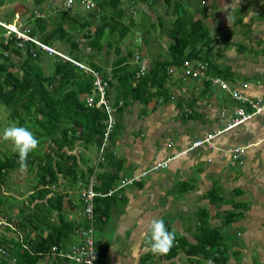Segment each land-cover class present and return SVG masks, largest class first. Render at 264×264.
Wrapping results in <instances>:
<instances>
[{
    "label": "trees",
    "instance_id": "obj_1",
    "mask_svg": "<svg viewBox=\"0 0 264 264\" xmlns=\"http://www.w3.org/2000/svg\"><path fill=\"white\" fill-rule=\"evenodd\" d=\"M4 1L0 0V3ZM138 2L148 8L156 4L163 5V13L158 15L159 26L143 20H140L141 27L137 25L139 23L134 16L137 17L140 12L145 14L142 8L136 7ZM188 2L189 0H99L100 8L86 14L85 26H70L73 17L62 10L51 29L45 30V20L40 17H34L35 24L27 28L29 35L37 36L47 44L60 39L68 40V53L75 60H80V53L88 47V52L84 53L86 66L97 72L106 83L105 92L108 97L109 89L112 88L110 103L115 106L114 123L107 133L100 155L107 114L102 107H87L84 102L85 95L93 87V74L62 58L52 56L48 59L49 56H43L29 41L17 46L19 39L12 33L8 38L0 36V104L8 110L5 128L10 125L25 126L40 141L38 149L29 154L26 167L21 168L18 154L13 151L11 143L0 140V144L6 146L0 150V264H39V260L44 257L45 264H84L65 254L71 246L81 244L82 232L88 230L91 231L96 252L93 264H104L105 245L96 244L94 238L97 227L108 215L109 206L117 194L115 192L121 187L106 194L116 188L117 185L114 187L113 184L117 176L104 170L98 171L97 167L107 163L105 158L110 154L106 152V144L120 127L115 120V113H120L130 101L139 102L143 106L152 99L168 101L169 93L164 84L171 75L167 73V69L169 66L178 67L185 59H197L207 65L208 74L219 76L229 83L233 81V74L228 68H222L213 62L212 39L202 21L192 19L186 10ZM195 3L198 4V1ZM124 4L125 7L122 6ZM97 15L98 23L88 26L89 19ZM165 16L169 23L161 26ZM65 21L67 29L63 25ZM237 22L239 19L234 21ZM138 27L142 28L141 43L131 49L126 40L136 34ZM83 28H86V33H82L79 39H71L75 31ZM156 28L167 43L166 46H161L164 52L157 53L152 59L148 57L149 63L143 75H137L139 70L132 62V57L135 52L146 57V52L140 48L142 44L149 42V36ZM0 29L1 33L5 31L2 27ZM104 33L106 37L103 36ZM224 44L227 45V42ZM103 47L106 48V54L111 51L114 53L108 72L106 65L93 60L94 56L101 55ZM237 48L240 52L247 49L243 44L237 45ZM15 64L19 74L10 69ZM47 65H50L49 68ZM208 89V83L204 82L200 90L201 97H205ZM209 95L211 93L207 97ZM197 99L199 98L191 96L185 103L189 110L183 111V115L192 114L191 107ZM177 106H180V102ZM79 142L83 144V152H88L89 146L97 150L94 164H88L90 156L87 160L83 159L85 163L81 162ZM20 169L25 172L27 182L14 180V174ZM92 173L96 182L94 189L100 194L92 199L90 217L85 215L81 207L78 192L79 214L69 217L67 209L74 203L71 202V197H66V189L74 188L76 183L79 190ZM134 182L137 181L132 183ZM15 184L23 185L21 193L25 191V197L17 212L13 213L16 206L13 195L8 193L15 191L19 194L16 186L12 187ZM61 185L62 188H59ZM162 219L166 228L175 233L176 239L171 250L167 254H156L158 257L171 258L182 252L187 258L185 264H208L207 261L209 264H232L228 261V247L218 226H210L204 218L198 219L193 234L195 240L189 242L184 236L177 234L167 218ZM230 221L224 218L223 223ZM152 256L153 253L148 251L146 258L150 259Z\"/></svg>",
    "mask_w": 264,
    "mask_h": 264
},
{
    "label": "crops",
    "instance_id": "obj_2",
    "mask_svg": "<svg viewBox=\"0 0 264 264\" xmlns=\"http://www.w3.org/2000/svg\"><path fill=\"white\" fill-rule=\"evenodd\" d=\"M225 2L228 3H225L224 8L233 6L235 12L250 7L248 13L251 15V21L247 25L261 29V34L257 36L258 40H254V48H250L248 54L237 56L244 59L242 62L245 69L235 70L224 63L222 68H228L233 74L230 85L239 87L238 85L245 82L246 87L241 88L244 94L264 98V0ZM125 4L122 6L125 7ZM136 7L142 8L144 15H147L144 22L155 23L153 7H150L153 14L148 11V6L141 2H138ZM126 8L129 9L128 6ZM62 10L70 17H81L80 20L77 18L81 24L87 17L86 14L92 12L83 9L79 4L65 9L62 0H5L0 3V22L26 31L29 26L35 24L34 17H40L45 20L44 25L49 27L51 21L57 20L56 17H59L58 13ZM35 12H38L39 16H36ZM89 20L88 26H95L99 16ZM66 23L67 21L63 22V25L66 26ZM105 49L103 47V50ZM145 56L149 63L147 53ZM109 67L108 65V69ZM173 75L164 84L169 93L168 101H162L161 98L152 99L145 106L130 101L120 113H115V120L120 127L106 144V152L110 154L108 159L105 158L107 163L97 167L98 171L116 174L114 187L118 185L120 178L130 177L169 157L171 159L165 167L151 170L136 183L126 184L115 192L117 194L109 206L108 215L97 227L94 238L96 244L105 245L104 264H155L146 258L148 245L144 227L148 220L154 218H167L177 234L193 242L199 217L210 223L208 217L212 215L217 218L221 212L225 213L224 218L232 221L227 224L240 225L246 230H260L262 238L260 237V242L258 238L255 239L256 251L262 241L264 244V116H252L223 130L233 116L231 108L238 103L222 91L209 92L211 95L204 99L200 93L195 95L199 99L191 107L192 114L185 116L182 113L185 111L183 107L187 106L185 103L191 96L194 97L193 91L188 89L189 84L180 82L177 75ZM199 85L193 81V88L196 87L194 89L198 90ZM112 92L110 88V100ZM174 92H178L175 93L177 96L179 93L181 96L188 93L186 100L173 99ZM220 93L223 96L219 95ZM217 94L221 98H217ZM179 102L180 106H177ZM221 110L223 114L220 113ZM216 131L220 132L210 138L209 146L203 144L180 154L193 140L202 139ZM228 146H245L241 164L231 167L226 163L229 153L225 149ZM92 159L88 164H94L93 156ZM59 188H62V185ZM66 190V197H71L70 200L74 203L67 209L68 216H76L80 208L74 199L76 183L74 188ZM189 215L195 217V222H186L193 219H187ZM221 229L220 226L223 238ZM231 235L233 234H228L229 237ZM241 236L232 237L239 239ZM175 256L156 258L164 264ZM250 262L257 264L256 260L250 259Z\"/></svg>",
    "mask_w": 264,
    "mask_h": 264
},
{
    "label": "rangeland",
    "instance_id": "obj_3",
    "mask_svg": "<svg viewBox=\"0 0 264 264\" xmlns=\"http://www.w3.org/2000/svg\"><path fill=\"white\" fill-rule=\"evenodd\" d=\"M183 1V0H181ZM198 1V4H196L195 2ZM224 1V2H222ZM225 0H189L188 4L186 5V10L191 14L192 19L198 18L203 22V25L207 28L209 35L212 39L211 45H212V50H211V54L213 56V62L219 66H223L222 63L228 65L229 67H231L232 69H245V65L242 62V59H239L237 56L243 54H248V52L250 51L249 49L254 48V40H256L259 34H261V29L259 30V28L256 27H252V26H248V22H250L251 20V15L250 13H248V11L250 10V7H247L244 11H240V12H235L234 7L230 6L227 9L224 8L225 6ZM163 5L160 4H156L153 7V10H155V14H154V22H155V26H159L158 25V15H162L163 13V8L161 7ZM150 8L148 9V11L152 13V11ZM101 13V12H100ZM150 16V15H149ZM145 17L147 18V15H143L140 14L136 17L135 16V20L136 18H138V20H136L139 24H137L138 26L141 27V21L140 20H145ZM152 17V16H151ZM167 16L163 17V21L161 26H167L169 23V20L166 19ZM169 17V16H168ZM57 20L59 17H56ZM77 18H80L78 15H76L70 26H82L84 25V21L81 24V21H78ZM239 19V22L234 23L235 20ZM57 20H53L51 21V26L50 29L55 26ZM149 23V22H148ZM254 25V24H253ZM2 28H5L3 26H0ZM46 29L48 30L49 27L45 26ZM68 26H65V28L67 29ZM7 28L9 29H13L16 28V26H7ZM2 30V29H0ZM142 30V28L137 29L136 34L132 37L126 40V43L129 42V46L131 47V49L136 48L135 46L141 43V40L139 38L140 35V31ZM82 33H86V28H83L80 31H75L74 34H72L71 39L76 40L79 39V37L81 36ZM152 34H154L152 36ZM151 34V39L149 40V42L143 47L141 46V51H144L147 53V56H149V58H154L155 55L157 53H161L164 52V48H162V44L164 46H166V42H164V38L162 37V34H160L158 28L155 29V31ZM263 34V33H262ZM0 36L4 37V38H8L10 35H7V32L5 31V33H1ZM104 37H106V34H103ZM36 39H39L37 36L35 37ZM258 40V39H257ZM264 40V39H263ZM128 41V42H127ZM124 42V41H123ZM227 42V45H225L224 43ZM239 44H243L247 49L244 50V52H240L237 48V45ZM52 49L56 50L59 53H62L63 55H65L66 57H69V53L68 50L70 48L69 46V41L65 40V39H60V40H55L54 42H52L51 44H48ZM80 46V45H79ZM81 47V46H80ZM264 47V46H263ZM23 49V48H22ZM88 49H83V53H80V60H77V62L81 63L83 66L86 65V61H85V57H84V53H87ZM44 53V50H43ZM46 54V53H45ZM52 55H56L58 56V58H62V56L58 55L57 53H50ZM100 56L93 58L94 61L98 62L100 65L105 66L106 71L108 72V65L109 62L112 60L114 53L111 51L109 52V54H106L104 52V50L102 49V51L100 50ZM47 56V54H46ZM52 56H49L48 59H51ZM132 61H133V57H132ZM50 65H47V68H49ZM15 74H19V70H18V66L15 64L10 68ZM179 73V69L177 68L175 73L176 75H178ZM174 76V75H173ZM184 83L189 84L188 89L190 91H193V95H197L200 93V89L203 88L202 85L198 86V90L193 88V81L189 80L186 81ZM192 86V87H191ZM236 86V85H235ZM239 86V85H238ZM246 87V83L244 82V86L242 88ZM240 88V91L242 92V94L246 97H249L248 95L243 93V89H241V86L237 87ZM184 90V88H183ZM179 91L181 92L180 88ZM172 92V91H171ZM223 94H228L227 92L223 91ZM178 94V92H174L173 93V99H178V98H183L184 101L187 98L188 93H185V96H181L180 93L177 96L176 94ZM219 93V92H216ZM222 93H220L219 95H221ZM223 96V95H221ZM230 96V95H229ZM228 97V96H226ZM250 97H259V96H250ZM204 99V97H202ZM217 98H221L218 97L217 94ZM260 98H262L264 100L263 97L260 96ZM185 108L184 110H189L187 108V106L183 107ZM7 109L6 107H4L3 105L0 104V135H2V132L5 128V123H8L7 120ZM262 111H264V105H263V109ZM264 114V112H263ZM256 115H261V114H256ZM242 123V122H241ZM240 124V123H239ZM238 125V124H237ZM227 128H224L223 130H226ZM220 131H216L213 134H209L205 137L202 138V140H204L203 142H201L198 146H195L193 148H190L191 150L196 148V147H200L203 146V144L209 146V140L210 138H212L215 134L219 133ZM1 140V139H0ZM4 147H6L5 145H2V143L0 144V150L3 149ZM229 147V146H228ZM225 149V151H227V148ZM9 148V147H8ZM88 152H83V144L82 142H79V153H80V158H81V162L85 163L87 160V158H91L92 160V156L95 157V155L97 154V150L94 149V147L89 146L88 147ZM186 149V148H185ZM183 149L180 154H183L186 152V150ZM189 150V149H188ZM187 150V151H188ZM229 152V151H227ZM227 154V153H226ZM230 154V153H229ZM224 155V154H223ZM228 157L226 160L229 166L233 167V166H237L238 164H240L241 162H243V156H241V162L239 160L237 161H232L230 160V155L226 156ZM171 159V158H170ZM169 159V160H170ZM90 160V161H91ZM89 161V163H90ZM92 164V163H91ZM149 173V172H148ZM25 172L23 171V169H20V171H17V173L14 174L13 178L16 181H20V183H24L27 182L26 178H25ZM25 179V180H24ZM121 179V178H120ZM119 179V180H120ZM17 188L19 194H17L15 191H10L8 194L13 195V201L15 203L16 208H14L12 210L13 213L17 212V209L20 208V204L23 202L24 197H25V191L23 192V194L21 193L22 189H23V185H19L17 186L12 185V187ZM195 191V190H194ZM10 195V196H11ZM77 194H74V199L75 202L78 203L77 199H76ZM31 205V203H30ZM70 208V207H69ZM28 211V209H27ZM224 214L225 213H219L217 218H214L212 215L211 217H208V221L210 223H208L210 226H220L222 227L221 232L224 235L223 240L226 244V246L228 247V261L231 262L232 264H250V259L252 260H256L257 264H264V255H263V251H264V244H262V242L260 243V246H258V249L256 251V245H255V239L258 238V242L261 241L260 237H261V233L260 230L258 229H245V227H241L240 225H233V224H224ZM188 218H193L190 221L186 222H190L193 223L195 222V217L192 215H189L187 217ZM207 221V220H206ZM238 221V220H236ZM244 221V220H243ZM232 222V221H231ZM25 231H28L27 229ZM258 232V233H257ZM228 234H233L232 236L235 235H242L243 237H247V238H239L237 239V237H229ZM262 238V237H261ZM73 240L75 241V238L73 237ZM53 255V254H52ZM152 255V254H151ZM154 256H152L150 258V260L152 261V263H159L161 260L157 259L156 254H153ZM40 262H38L39 264H45L46 262V257H44L42 260H39ZM187 261L186 255L182 252H179L174 258L170 259L169 262H166L164 264H170L171 262H173V264H185ZM208 264L210 263L209 261H207ZM161 264V262H160Z\"/></svg>",
    "mask_w": 264,
    "mask_h": 264
},
{
    "label": "built area",
    "instance_id": "obj_4",
    "mask_svg": "<svg viewBox=\"0 0 264 264\" xmlns=\"http://www.w3.org/2000/svg\"><path fill=\"white\" fill-rule=\"evenodd\" d=\"M98 0H62V5L65 9H68L72 7L75 4H79L83 9L90 10L94 8H98L97 6ZM36 16H39L38 12H35ZM7 27V26H5ZM13 32L16 39H19L17 42V46H22L23 42L31 41L34 44H36L38 47H40L42 50H44L47 54L50 53H57L58 55L62 56L63 59L68 60L72 62L74 65L85 69L86 71H90L93 76V87L90 91V93H87L85 95L84 102L87 107L92 106H100L102 109L105 110L107 114V126H106V132L103 137V143L102 146L99 149V155L103 151V146L107 140V133L111 130V127L114 123V111L115 106L111 105L109 97L106 95L105 87L106 83L101 79L100 75L95 72L94 70H91L88 67L83 66L81 63L77 62L76 60L66 57L62 53L57 52L56 50L52 49L50 46L41 43L39 40H37L35 37H31L28 34L24 33L23 31H19L15 28L13 29H7V33ZM135 61L139 64V71L137 75H142L145 70V60L141 58L138 54L134 57ZM179 69L178 78L180 82H186V81H194L196 83H199L200 85H203L204 82H207L209 85V92H218V91H225L227 92L230 97L238 102L237 105L233 106L231 108L232 118L230 121H228L224 128H231L232 126H235L252 116H255L256 114H261V116H264L262 109L264 105V100L260 97H246L242 94L240 91V88L237 87H231L227 84L225 80L218 76H212L208 74V68L207 65L199 60H193V59H185L182 61V63L178 66H169L167 69L168 74L173 75L176 71V69ZM241 88L244 86V84L240 85ZM196 88V87H194ZM207 94H204L205 97H207ZM121 103L120 101L118 102ZM221 114H223V110L220 111ZM204 140L202 139H195L191 142L189 146L186 147V151L190 148H193L195 146H198L201 142ZM230 160L237 161L241 160V156L245 152V146H229L227 148ZM171 157L167 158L164 161L156 162L152 164L147 169L141 170L137 174H133L130 177L124 178L121 180V182L116 186V188L109 190L106 194H111L116 189L122 187L123 185L132 183L133 181L140 180L146 173H148L151 170L158 169L165 167ZM95 178L94 174L92 173L90 176L87 177L86 181L82 183L81 188H79L78 196L82 203L81 207L83 208V211L85 212V215L87 217H90V212L92 208V199L96 195L100 194L98 191L94 189L95 185ZM90 230L83 231L82 235V242L79 245H73L71 246L69 252H67L65 255L71 258H74V260L78 263L83 262L84 264H93V261L96 258V252L93 248V238L90 234Z\"/></svg>",
    "mask_w": 264,
    "mask_h": 264
},
{
    "label": "clouds",
    "instance_id": "obj_5",
    "mask_svg": "<svg viewBox=\"0 0 264 264\" xmlns=\"http://www.w3.org/2000/svg\"><path fill=\"white\" fill-rule=\"evenodd\" d=\"M98 1H97V6H98V8H100L98 5ZM98 8L90 9L89 11L97 10ZM0 26H3V27L10 26V24H7L5 22H0ZM7 29H8L7 27L4 28L5 31H7ZM15 29H17L19 31H23L24 33L28 34L26 31L20 30L17 27ZM5 31H4V33H5ZM11 33L14 34L13 32L10 31L9 33H7V35H9ZM29 36H31V35H29ZM31 37H36V36H31ZM139 38L141 40V35H139ZM37 40H39L43 44L48 45L47 43L42 42L40 39H37ZM29 42H31V41H29ZM31 43H33V42H31ZM34 45L38 48V50H40V52L42 54H44L46 56L47 53L45 51L43 53V50L40 47H38L36 44H34ZM136 54H138L141 58H143L145 60V69H146V67H147L146 57L140 55L139 52H135L132 62L137 65V68L139 70V64L134 59ZM47 56H56V55L47 54ZM56 57L58 58V56H56ZM193 60H197V59H193ZM85 67H88V66L85 65ZM88 68H90V67H88ZM81 69H83V68H81ZM83 70H85V69H83ZM177 77H178V75H177ZM226 82L228 83L229 81H226ZM231 87H237V86L234 85ZM228 96H229V94H228ZM0 139H2L3 141L11 143L13 151L18 154V163H19L21 168L26 167L27 158H28L29 154L34 152L35 150H37L39 147V144H40V141L36 138L34 133L29 128H27L25 126L10 125V126L4 128L2 135H0ZM77 191H76V193H77ZM144 227H145V231H146L145 241L148 245L146 250L151 251L153 254H167L171 250V248L174 246L175 239H176L175 233L172 231H169L166 228L165 222L162 218L150 219V220H148V222L146 223V225Z\"/></svg>",
    "mask_w": 264,
    "mask_h": 264
},
{
    "label": "bare ground",
    "instance_id": "obj_6",
    "mask_svg": "<svg viewBox=\"0 0 264 264\" xmlns=\"http://www.w3.org/2000/svg\"><path fill=\"white\" fill-rule=\"evenodd\" d=\"M227 84H228L229 86H232V85H230V83H229V82H228ZM259 97H260V96H259ZM244 154H245V152L243 153V155H242V156H244ZM241 163H242V162H241ZM241 163H240V164H241Z\"/></svg>",
    "mask_w": 264,
    "mask_h": 264
}]
</instances>
